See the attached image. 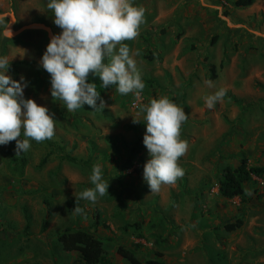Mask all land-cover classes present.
I'll return each instance as SVG.
<instances>
[{"label":"rangeland","instance_id":"1","mask_svg":"<svg viewBox=\"0 0 264 264\" xmlns=\"http://www.w3.org/2000/svg\"><path fill=\"white\" fill-rule=\"evenodd\" d=\"M48 2L0 0V15L11 32L42 24L59 35ZM132 3L145 9V22L138 37L124 43L145 87L139 97L101 91L99 77L90 74L87 82L100 93L96 110L84 105L69 112L51 97L50 75L40 66L49 43L44 30L30 28L9 39L0 23V57L10 62L5 74L23 78V98L46 107L56 121L54 137L30 140L26 152L16 155L15 141L0 146V264H83L57 240L66 229L100 238L110 264H130L117 254L119 247L140 262L264 264V176L243 185V202L218 193L224 167L241 158L264 167V0L246 8L228 0ZM220 89L225 97L208 109L205 97ZM164 96L188 115L180 137L188 149L178 161L185 174L150 193L143 180L147 149L131 169L123 165L146 132L139 106ZM94 165L109 182L108 194L95 203L79 198L94 187ZM76 206L81 213L72 212ZM237 218L241 227L223 228Z\"/></svg>","mask_w":264,"mask_h":264},{"label":"clouds","instance_id":"2","mask_svg":"<svg viewBox=\"0 0 264 264\" xmlns=\"http://www.w3.org/2000/svg\"><path fill=\"white\" fill-rule=\"evenodd\" d=\"M46 7L53 12V23L62 30L51 37L40 61L50 75L52 98L63 101L69 112L84 105L98 109L100 93L95 84L87 82L90 74L99 77L102 88L116 86L120 95L140 96L145 84L124 42L138 37L145 22L143 7L133 6L132 0H49ZM5 16L0 15V23L5 25L3 35L11 39ZM9 64L6 57H0V146L15 141L18 155L30 149V140H51L56 121L46 107L23 98L27 85L21 82L23 78L15 81L5 74ZM205 84L213 87L211 80ZM225 95L226 90L220 89L205 97L206 107L214 108ZM103 106L101 100L100 108ZM141 114L146 126L143 145L150 157L143 166V180L150 193H156L162 185H174L185 174L178 161L188 149L187 141L180 138L188 115L167 96L139 106L137 115ZM90 182L94 187L82 191L80 199L95 203L98 196L108 194L109 182L102 179L99 165L93 166ZM72 212L79 214L82 209L76 206Z\"/></svg>","mask_w":264,"mask_h":264},{"label":"trees","instance_id":"3","mask_svg":"<svg viewBox=\"0 0 264 264\" xmlns=\"http://www.w3.org/2000/svg\"><path fill=\"white\" fill-rule=\"evenodd\" d=\"M256 0H228L232 7L246 8L251 6ZM213 68V67H211ZM214 79V75L211 77ZM99 79V87H100ZM116 86L107 89L100 87L101 91H110ZM143 136H140L134 144L129 148L126 154V161L123 170H129L133 167L135 158L143 151ZM264 176V167H252L248 165L246 158H241L235 167L226 166L221 172L218 179V193L225 199H233L238 197L244 200L243 185L252 180V178H261ZM138 225H136L137 227ZM242 226V221L237 218L235 221L226 223L223 228L228 231H234ZM139 237V236H138ZM62 250L65 252H76L79 260L83 264H110L109 259L104 253L102 240L93 233L84 229H66L62 231L58 237ZM117 254L126 259L130 264H166L160 259L148 258L140 262L132 251L119 247Z\"/></svg>","mask_w":264,"mask_h":264},{"label":"water","instance_id":"4","mask_svg":"<svg viewBox=\"0 0 264 264\" xmlns=\"http://www.w3.org/2000/svg\"><path fill=\"white\" fill-rule=\"evenodd\" d=\"M8 18H9L10 22L13 20V18L10 17L9 15H8ZM30 28H40V29L44 30L45 33L47 34V37H48L49 41H50L51 37L53 36L51 31H50V29L47 26L42 25V24H34V25H29V26H26V27H22V28L18 29L17 31H12L13 32L12 33V37L17 36L20 33L24 32V31H26V30H28Z\"/></svg>","mask_w":264,"mask_h":264},{"label":"bare ground","instance_id":"5","mask_svg":"<svg viewBox=\"0 0 264 264\" xmlns=\"http://www.w3.org/2000/svg\"><path fill=\"white\" fill-rule=\"evenodd\" d=\"M9 16H10V15H9ZM10 17H12V16H10ZM12 18H13V17H12ZM12 21H13V20H12ZM12 21H11V22H12ZM12 33H13V32H12Z\"/></svg>","mask_w":264,"mask_h":264}]
</instances>
